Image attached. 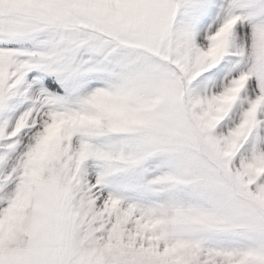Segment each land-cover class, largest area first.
Returning a JSON list of instances; mask_svg holds the SVG:
<instances>
[{
    "label": "snow or ice",
    "instance_id": "snow-or-ice-1",
    "mask_svg": "<svg viewBox=\"0 0 264 264\" xmlns=\"http://www.w3.org/2000/svg\"><path fill=\"white\" fill-rule=\"evenodd\" d=\"M0 264H264V0H0Z\"/></svg>",
    "mask_w": 264,
    "mask_h": 264
}]
</instances>
